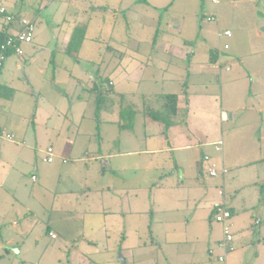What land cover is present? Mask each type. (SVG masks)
I'll return each mask as SVG.
<instances>
[{
  "label": "rangeland",
  "instance_id": "1",
  "mask_svg": "<svg viewBox=\"0 0 264 264\" xmlns=\"http://www.w3.org/2000/svg\"><path fill=\"white\" fill-rule=\"evenodd\" d=\"M15 1L18 2L20 11H26L29 14L38 9L43 12V15L36 20L34 41L22 43L23 58L11 57L21 64V68L14 66L11 76L12 83H9L15 88L16 100L22 102L21 107L14 110L15 113L20 114L23 119L25 118L27 106H30L29 102L26 103V99L31 96L38 102L40 108L46 109V112L54 105L56 98H59L51 90H49V94L46 93L47 89L39 88L36 91L28 84V77H30L35 88L37 84L34 81L45 77V74L39 72V69L44 70V67L51 61V68L54 64L65 68L56 78L68 82L70 99L67 100V105L68 108L71 104L75 106L69 109L67 116L71 121L74 113L73 118H78L76 122L78 125L81 113H91L93 108L85 100L82 101L80 107L78 106V95H84L85 99L87 97V101L88 96L82 90L79 80L74 77L70 79L64 71L72 72L80 56L84 59H82V64L88 69L93 68L91 63L98 56V45L92 42L91 38L100 29L97 26L99 21L96 16L101 13L104 6L94 4L95 9L88 12V15H92L94 20L89 30L82 25L86 21L85 13L82 10L79 11V18L84 17V20L79 21V24L75 23L76 35L74 38L71 36L70 46L68 47L67 44L63 49V43H58L56 38L59 37L62 42L61 36H63L66 27L64 20H72V12H77L78 5H74V3L69 5L65 0H0V7L10 8V4ZM125 1L130 2L131 0ZM171 2L167 7L164 6L158 10L161 16V20L157 24L159 26L149 21L146 24L137 22L132 27V33L134 36L155 37L160 41L162 38L173 37L182 47L195 52L199 60L207 48L218 46L219 40L222 44L229 42L231 48L228 52H237L231 65V71H222L219 74L218 70H214L215 80L213 83H205L206 80L202 83L200 80L199 83L191 84L194 79L190 77L189 72L183 66L180 69L184 74L183 84L188 82L189 84L186 85L191 86L189 89L198 92L204 91L203 97H198V101L208 96L209 100L213 98L219 104L223 103L224 108L238 105V109H227L228 119L225 121L219 118L218 112L211 119L209 117L202 120L197 119V121L192 119L193 123L189 129L195 133L197 142L195 141L194 145L187 150L152 156L135 154L114 157L112 159L114 172L106 170L101 176L96 173L98 175L97 188L94 191L81 193V199L76 195L63 196L49 188L39 189L38 184L33 183L27 176L23 178V189L17 195L4 190L1 186L0 264H124L121 261V256L128 264H168L172 261H168L166 258L170 245H164L166 243L162 238L163 234L162 236L158 235L157 239L160 241L158 245L152 243L151 230L153 233L156 228H151V225L152 227L157 226L163 215L167 217L166 219L178 218L180 224L184 225L186 221L190 220L195 207H198L196 216L208 218L210 209L214 208L215 202L220 200L217 190L220 187L223 188L221 176L213 177L209 174L211 164L214 162L222 164L224 160V164L229 170L225 177L224 188L227 193H232L235 205L246 207L251 203L258 204L260 191L258 186L253 183L254 180H258V173H261L262 179H264V33L262 36L258 35V32L262 31V27H257V15L264 13V1L221 0L218 5L214 4L212 0H171ZM213 17H216V20H213ZM172 19H175L173 24L182 26L181 30L174 31L166 28L167 23ZM63 24L64 26H62ZM117 29L119 28L117 27ZM101 30L103 29L101 28ZM227 30L231 31V37L219 39V33H224ZM85 34L87 40L82 45ZM80 51L83 54H80ZM33 58H35L32 63L34 70L32 73L29 71L27 73L23 70L25 61ZM73 58H76V61ZM193 68L196 69L197 65H194ZM56 83V80L52 81L53 88L63 91L64 87L56 85ZM44 84L46 85V83ZM105 85L108 86V81L105 82ZM172 86L176 87L175 84ZM122 99L126 106L128 99L124 97ZM90 101L97 102V99L93 97L90 98ZM96 106L97 104L94 105V108ZM100 106L102 108L101 119L114 117L115 108L121 107L120 103H115L111 95L106 94H104ZM230 116L233 118L229 119ZM140 117L142 115L137 116L138 121H140ZM6 118L9 117L1 114L0 124L6 121ZM119 118H121L120 113ZM180 118L183 121L186 120V118ZM126 121L128 120L126 119ZM23 123L24 126L28 124V119ZM82 126L83 129H86L89 126L88 121L83 122ZM105 127V125L102 126V128ZM137 127L134 132L128 131V134L127 132L120 134L117 133V128L109 126L108 134L105 135L102 144L104 152L117 150V147H120V142H122V149L125 150L143 149L145 145L140 139L141 123L137 124ZM47 130L46 124H39L38 137H36L38 139L37 147L43 151L50 147L53 148L54 139L57 136L49 135ZM15 136L16 142L19 143V136ZM60 136L62 139L68 136L72 137V135ZM91 138L93 142L99 144V135L92 134ZM81 139L79 136L77 142L83 143V139ZM33 141H35L34 138ZM213 141L223 142L222 153L216 150V146L206 144ZM26 142H28L27 144L31 143V141ZM7 145L10 148H12L11 145L17 146L16 143L4 141L3 150L5 153ZM13 150L16 152L15 154ZM10 152L15 158L18 150L12 149ZM174 158L182 165V168L169 173L165 168H169L170 161L172 163ZM137 159H149L153 166H146V168L145 163H142L141 167H136ZM159 161L164 169H158L155 166V163ZM1 163L0 159V173L4 170ZM17 163V168H22V162L19 160ZM91 163L94 167L101 168L99 162L92 160ZM201 166L203 173L200 177L201 181H198ZM31 174L32 170L29 171L30 176ZM96 174L92 171L88 178L92 179ZM104 185H109L112 188H103ZM262 188L264 189V184ZM18 199L28 202L34 212H28L18 202ZM89 211H99L95 217L96 220L91 222L88 220L84 212L88 213ZM256 213H258L257 210ZM14 218L20 220L19 226L13 225ZM205 221L203 230L209 232V220ZM49 226L58 229L59 238L49 237L47 232ZM21 227H26V229L20 230ZM136 229L137 231H135ZM9 237H14L17 244L6 246L3 242ZM138 240L141 243L136 245ZM205 240H208V237ZM262 242L264 241L262 240ZM192 244L190 241H182L176 247L185 251ZM198 246H202V249L205 247L206 260H210L211 257L215 261L217 260V256L220 254L219 248H215V254L210 256L207 250L208 241L198 242ZM6 247H11V249ZM15 248L19 252H15ZM183 254L185 255V253ZM173 260L175 261V259ZM257 263L260 264L261 261L258 260Z\"/></svg>",
  "mask_w": 264,
  "mask_h": 264
},
{
  "label": "crops",
  "instance_id": "2",
  "mask_svg": "<svg viewBox=\"0 0 264 264\" xmlns=\"http://www.w3.org/2000/svg\"><path fill=\"white\" fill-rule=\"evenodd\" d=\"M65 1L69 5L72 3L78 5V9L76 13L72 12V20H64L66 27L63 36H61L62 42L59 37L56 38L58 43H63V49L66 48V45L69 44L71 40L72 33L76 28L75 23L77 22L79 24V21L82 22V20H84V17L79 18L78 16L80 10L85 13L86 17V21L82 23V25L89 30L94 20L92 15H88V12L91 9H95V5H103L106 8L103 9V7L101 13L99 12L100 14L96 16L97 21H99L97 26H99L100 29L96 35L91 38V41L98 45V56L95 57L91 63L93 68L88 69L87 66L82 64L83 58L80 56L78 58L79 61H76V58H73L77 64L72 72L64 71L70 79L74 77L79 80V83L82 84V90L85 91V95L88 96L87 101V97L85 99L84 95H78V106L80 107L83 103L82 101L85 100L88 102L87 104L93 108V111H91V113L82 112L81 120L78 125L76 124L78 118H73L74 113L72 120L69 121L67 112L75 105L71 104L69 108L67 105V100L70 99L67 80L56 78L58 74L60 75V71L65 70V68L59 64H54L51 68L50 61V65L48 64L45 66L44 70L39 69V72L44 73L45 77L43 79L41 78V80L36 79V81H34L37 84L35 87L36 89L34 88V84L30 77H28V84L36 91L39 88L44 90L47 89L46 93L49 94V90H51V92H54L59 98H56V101L53 103L54 105L48 112H46V109L40 108L38 102L31 96V98L26 99V103L29 102L30 106H27L25 118L23 119L20 114H17L14 111L17 107H21L22 102L16 100L15 88L9 83H12L11 76L14 71V66H16V68H21V64L11 57L16 56L18 59H21L23 58L24 52L22 50V54L14 52L9 55L6 58V60L8 59V62L6 63L5 60L0 69V115L3 114V116L7 115L9 117L8 119L6 118V121L0 124V159L2 161L1 166L4 169L3 172L0 173V187L3 186L4 190L13 192L17 195V193L23 189V178L27 176L31 178L33 183L38 184L39 189L49 188L51 191L60 193L63 196L76 195V197L81 199V193L94 191L97 188V174L101 176L106 170L114 172L112 165V159H114V157L119 155L133 156L135 154H138V156H152L166 152L187 150L194 145L193 143H195V141L197 142L195 133L189 129L193 123L191 122L192 119H196V121L197 119L202 120L205 117L211 119V117L218 112L219 118L222 121H225L228 119L227 109H238V105H230L227 106V108H224L223 103L219 104L213 98L209 100L208 96L204 97L201 101H198V97H203L202 95H204V91H193L189 89L191 86L186 85L189 84L188 82L183 84L182 81L184 74L180 69V67L183 66L184 69L189 72L190 77L194 79L191 84L199 83L200 80L202 83L205 82L204 80L207 81L205 83H213L215 80V74L213 73L214 70H218L219 74H221L222 71H231V65L235 60L234 57H236L237 52H228L231 48L229 42L222 44L219 40L218 46L207 48L199 60L198 55L195 52L182 47L173 37L162 38L160 41L155 37L134 36V33H132V27L137 22L146 24V22L149 21L156 26H159L157 24H159L161 16L158 10L164 6L167 7L170 5L172 3L171 0H131L130 2H126L125 0H94V2H92L93 0ZM17 3L18 2L15 1V3L10 4V8L4 7L16 17V22L9 24L2 16H0L1 31H7V33L11 34L21 30L22 25L20 24V19L22 18L33 21L36 26V20L43 15V12L38 9L29 14L26 13V11H20L18 10L19 7ZM174 21L175 19L170 20L167 23L166 28L174 31L181 30L182 26L180 24L176 26V24H173ZM64 24L62 26H64ZM117 27L119 29H117ZM257 27H264V13H258ZM101 28L103 30H101ZM261 32H258V35L262 36L264 30ZM218 37L219 39H228L231 36L227 37L224 36L223 33H219ZM86 40L87 37L85 34L83 36L82 45L85 44ZM33 41L34 37L32 42ZM226 44L228 45V48H225ZM81 53L82 51H80V54ZM35 58L25 61L26 64L23 67L24 71L27 73L28 71L31 73L33 72L34 65L32 63ZM194 65H197L196 69L193 68ZM103 77L107 79L108 85L111 87H108V89L111 90L106 95H111L115 103H120L121 107L118 108L117 106L115 108L116 114L114 117L101 119V102H91L90 98L94 97V99H97L92 88L95 81ZM53 80L57 81L56 85L64 87L63 91H58L56 88H53ZM44 83H46V85ZM172 84H175L176 87L172 86ZM167 93H175L178 95V112L173 117V123L169 127H166L161 122L148 118L145 112L150 106L155 109L159 108L162 102L158 101V96ZM123 97L128 99L126 105L131 106L136 110L134 125L132 128L128 129H122L119 126L121 123L119 113L121 112L122 105H124V102H122ZM96 104L97 106L94 108V105ZM138 115H142L140 121L137 120ZM45 116L47 117L46 119ZM180 117L186 118V120L183 121ZM13 118H15L16 121L15 119L13 120ZM232 118L233 117L231 116L229 117V119ZM27 119L29 123L24 126L23 122L27 121ZM85 121H88L89 126L86 129H83L82 125ZM139 123L142 125L140 139L143 140V144L145 145L143 149L125 150L122 149V142H120V147H117V150L104 152L102 144L105 135L108 134L107 131L109 126L117 128V133L121 134L127 132L128 134V131L134 132L138 128L137 124L139 125ZM39 124H46L49 135H57L54 139V146L52 148L54 151V158L51 162L46 160V152L48 149L43 151L37 147L38 139L36 137H38ZM104 125L106 127L102 128ZM94 133L100 137L99 144H96L95 141L93 142L91 138L92 134L95 135ZM8 135H13V138H8ZM15 135L19 136V143L16 142ZM60 135H72V137L68 136L67 138L62 139ZM79 136L83 139V143L81 141V143L77 142ZM33 138L35 141H33ZM4 141L16 143L17 146L21 147H14L11 145L12 148H10V146L7 145L8 150H6V148L5 153L3 150ZM26 141H31V143L27 144L28 142ZM217 142L219 141L207 142L206 144L216 146V150L222 153L223 142L221 141L222 145L219 149L215 144ZM12 149L18 150L15 158L10 152ZM15 153L16 152L14 151V154ZM19 160L22 162V168L18 169L17 161ZM92 160L94 162H99L101 168H96L94 165H91ZM142 163H145V167L153 166L151 165L153 163L149 159H137L136 167H141ZM160 164V161L156 162L155 166L158 169H164V166ZM181 166L182 165L174 158L172 163L170 161L169 168L165 169H168L167 172L169 171V173H172L174 171H179V169L182 168ZM220 166L226 168L224 160ZM5 170L6 172H4ZM24 170H26V172H24ZM31 170L32 174L30 176L29 171ZM92 171L97 174L90 179L88 176L91 175ZM199 172L197 179L198 181H201L200 177L203 173L202 166L200 167ZM228 173L229 170L227 169V173H220L217 175L222 178L221 185H223V188L226 182L225 177ZM257 177L258 180H254L255 182L253 184L258 186L260 191V198H258L257 201L258 206L251 203L250 206L240 207L235 205V199L232 193H227L225 188L223 190L221 187L217 190L220 200L216 201L215 204L220 202L224 203L231 210V223L235 235L234 243L236 248L226 256L225 261L218 260V257L216 261L212 257L210 260H206L205 247L203 249L202 246L197 247L198 242L204 243L205 241H208L207 250L209 255L213 256L216 251L215 248L218 249V242L223 237V225L213 219V208L210 209L208 215L209 219L206 216H204L205 218L196 216V210H198V207H195L190 220L186 221L184 225L180 224L178 218L166 219L167 217L164 215L159 219L157 226L154 225L152 227L151 225V228H156L153 233L151 230L152 243L158 245L160 242L157 239L158 235L162 236L163 234L162 238H164L163 240L166 243L164 245H170L166 258L168 261H172L168 264H258V260L261 261L260 264H264V242H262V240L264 241V204L261 203V190L264 184V179H262L261 173H258ZM8 182L10 183L7 186ZM103 188L111 189L112 187L104 185ZM18 202L21 203L28 212H34L33 207L25 200H19ZM64 204L62 207H65ZM256 210L258 213H256ZM97 212L89 211L88 213H84H86L85 215H87L88 220L91 222L96 220L95 217H97ZM206 219L209 220V232L203 230V225L204 222H206ZM83 220L85 219L83 218ZM19 221L20 220L14 218L12 223L15 226H19ZM255 225L257 226L256 229ZM23 229H26V227H21L20 230ZM48 229V235L50 238H59L60 232L57 228L49 226ZM135 231H137V229ZM50 233H55L56 237H51ZM207 237L208 240H205ZM182 241H190L193 244L185 251L180 250L176 245L182 243ZM3 243H5L6 246L17 244L14 237L7 238ZM139 243H141L140 240L136 241V245H139ZM9 248L11 249V247ZM183 253H185V255ZM123 259L121 256V261L124 264H128V262ZM173 259H175V261Z\"/></svg>",
  "mask_w": 264,
  "mask_h": 264
},
{
  "label": "built area",
  "instance_id": "3",
  "mask_svg": "<svg viewBox=\"0 0 264 264\" xmlns=\"http://www.w3.org/2000/svg\"><path fill=\"white\" fill-rule=\"evenodd\" d=\"M220 1L221 0H212L214 4H219ZM0 16H2L9 24H13L16 22V17L12 13L8 12L4 7H0ZM213 20H216V17H213ZM20 24L22 25V29L17 31L16 33H11L6 43L2 46V51L0 52V69L2 68L6 60L7 57L6 51L9 48H14L15 53L22 54L21 43L23 42L30 43L33 40L36 29L35 23L31 20L22 18L20 19ZM223 35L230 37L231 31L227 30L223 33ZM225 48H228L227 44L225 45ZM7 137L13 138V135H8ZM215 144L218 146L219 149V147L222 145V142L219 141ZM46 154H47L46 160L49 162L53 161L54 158L53 149L49 148ZM220 173L222 174L227 173V169L223 166H220V164L217 162L212 163L209 174L211 176H217ZM231 218H232V212L229 209V207H227V205H225L224 203H218L214 206L213 219L222 223L223 225V237L218 242V248L221 250V254L218 255L217 257L218 260L220 261H225L226 256L229 253L233 252L236 248L234 243L235 235L232 228ZM50 236L55 238L56 234L50 233Z\"/></svg>",
  "mask_w": 264,
  "mask_h": 264
},
{
  "label": "trees",
  "instance_id": "4",
  "mask_svg": "<svg viewBox=\"0 0 264 264\" xmlns=\"http://www.w3.org/2000/svg\"><path fill=\"white\" fill-rule=\"evenodd\" d=\"M22 29V28H21ZM76 35V30L73 32L72 38ZM10 36L7 31H1L0 30V52L2 51V46L6 43L8 40V37ZM82 36V34H81ZM72 42V41H71ZM20 44V43H18ZM71 43L68 44V47L70 46ZM214 51V49H213ZM212 51V52H213ZM14 48H9L6 51L7 57L14 53ZM216 52V51H215ZM6 57V58H7ZM107 79H97L93 85L92 91L93 93L96 94L97 101L102 103V98L104 94H108L109 90L108 87L109 85H105V82ZM111 88V87H110ZM158 101L162 102L161 106L157 109L155 108H147L146 109V114L147 117L154 120L163 123L166 127H169L173 123V117L177 114L178 112V107H177V102H178V95L175 93H167V94H161L158 96ZM136 115V110L133 109L131 106H122L121 112H120V117H121V123H120V128L122 129H128L132 128L134 125V118ZM126 119L128 121H126ZM262 193V198H261V203L264 204V189L262 188L261 190ZM49 232V229L48 231Z\"/></svg>",
  "mask_w": 264,
  "mask_h": 264
},
{
  "label": "water",
  "instance_id": "5",
  "mask_svg": "<svg viewBox=\"0 0 264 264\" xmlns=\"http://www.w3.org/2000/svg\"><path fill=\"white\" fill-rule=\"evenodd\" d=\"M262 30H264V27L262 28ZM14 251H15V252H19L18 249H14ZM122 259H123V257H122ZM123 260H124V259H123Z\"/></svg>",
  "mask_w": 264,
  "mask_h": 264
}]
</instances>
